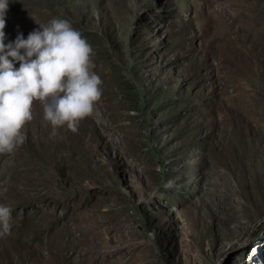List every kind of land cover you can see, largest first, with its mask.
Segmentation results:
<instances>
[{
  "label": "rangeland",
  "instance_id": "obj_1",
  "mask_svg": "<svg viewBox=\"0 0 264 264\" xmlns=\"http://www.w3.org/2000/svg\"><path fill=\"white\" fill-rule=\"evenodd\" d=\"M53 18L103 92L0 154V264H264V0H9L5 43Z\"/></svg>",
  "mask_w": 264,
  "mask_h": 264
},
{
  "label": "clouds",
  "instance_id": "obj_2",
  "mask_svg": "<svg viewBox=\"0 0 264 264\" xmlns=\"http://www.w3.org/2000/svg\"><path fill=\"white\" fill-rule=\"evenodd\" d=\"M9 0H0V154L13 155L27 140L25 126L35 102L52 126L51 135L79 124L94 112L102 80L92 69L93 49L81 32L63 18L47 26L18 32L5 43ZM19 67H15L16 63ZM12 209L0 204V236L11 232Z\"/></svg>",
  "mask_w": 264,
  "mask_h": 264
}]
</instances>
